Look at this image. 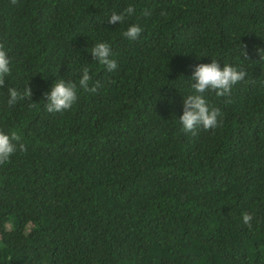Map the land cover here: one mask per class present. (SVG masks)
<instances>
[{
  "label": "trees",
  "instance_id": "trees-1",
  "mask_svg": "<svg viewBox=\"0 0 264 264\" xmlns=\"http://www.w3.org/2000/svg\"><path fill=\"white\" fill-rule=\"evenodd\" d=\"M129 3L151 13L136 40L104 15ZM0 44L32 89L15 105L0 90V130L24 145L0 163V264H264V0H0ZM211 55L246 80L207 94L215 129L184 132L183 78ZM86 62L97 90L47 112L43 93Z\"/></svg>",
  "mask_w": 264,
  "mask_h": 264
},
{
  "label": "clouds",
  "instance_id": "clouds-1",
  "mask_svg": "<svg viewBox=\"0 0 264 264\" xmlns=\"http://www.w3.org/2000/svg\"><path fill=\"white\" fill-rule=\"evenodd\" d=\"M142 14L147 17L151 13L144 9L137 12L135 6L127 4L119 10L105 12L109 24L125 25L121 35L128 40H136L143 31V25L133 17ZM239 54L247 58L248 53L239 42ZM88 51L92 61L103 66L104 71L111 73L118 68V61L114 58L112 47L106 40H95ZM254 51L259 56L258 61H264V47L254 46ZM197 55V54H196ZM204 54L197 55V57ZM210 62L197 63L193 66L190 77L183 78L186 86L182 94V112L175 116L184 132L195 133L199 129H215L221 118L219 108L210 104L208 93H214L217 97L228 95L239 82L245 81L247 70L240 63L224 62L212 56ZM91 62L71 69L68 78L57 77L51 87L43 93L45 99L44 108L49 113H63L70 110L78 99L80 90L95 92L99 81L93 82V67ZM57 70V69H56ZM56 70L53 72L55 73ZM12 59L9 50L0 44V90L6 89L7 104L15 105L20 101L31 102L32 89L27 82L23 88L12 81ZM167 71V70H166ZM164 74V73H163ZM8 81L6 84L5 81ZM177 87V86H176ZM180 91L181 88L177 87ZM168 103H173L171 97H163ZM24 145L20 143V137L15 131L0 130V163L8 161L11 156ZM242 221L251 228L252 213L243 212Z\"/></svg>",
  "mask_w": 264,
  "mask_h": 264
}]
</instances>
